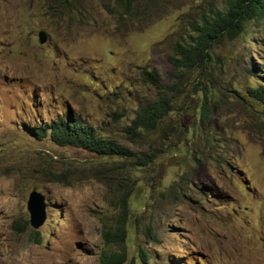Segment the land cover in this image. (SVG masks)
<instances>
[{
	"label": "rangeland",
	"instance_id": "1",
	"mask_svg": "<svg viewBox=\"0 0 264 264\" xmlns=\"http://www.w3.org/2000/svg\"><path fill=\"white\" fill-rule=\"evenodd\" d=\"M221 4L139 0L124 13L113 0H0V264H99L109 251L123 264H264V108L230 98L264 76V21L212 41V84L226 96L208 121L188 98L159 133L127 130L158 97L146 72L165 85L172 46ZM68 116L129 154L35 136ZM123 201L126 241L108 245Z\"/></svg>",
	"mask_w": 264,
	"mask_h": 264
},
{
	"label": "trees",
	"instance_id": "2",
	"mask_svg": "<svg viewBox=\"0 0 264 264\" xmlns=\"http://www.w3.org/2000/svg\"><path fill=\"white\" fill-rule=\"evenodd\" d=\"M129 11L139 0H113ZM121 12L122 14H124ZM254 21L259 24L264 21V0H222V4L208 14L202 15L199 25L194 26V36L190 41L176 42L168 58L170 71L165 85H161L155 73H148L147 82L157 90L155 99L142 103L137 107L134 118L130 120L128 132L136 130L148 133H159V126L178 106L182 99H191L186 110L197 114L200 122L209 120L211 111L220 107L226 94L221 88L212 84L215 72L212 70L209 49L212 41L225 32L230 37L247 33L246 26ZM254 34V33H251ZM254 42V41H253ZM255 84L241 89L233 88L231 99H235L247 108L254 106L264 108V76L251 75ZM177 109V108H176ZM183 109L182 107L179 110ZM37 138L49 137L54 143L61 146L81 148L88 153L99 157L110 158L121 154L127 156L129 152L120 148L108 137L99 136L91 130L81 126L79 121L67 117L59 119L50 127L45 125L37 128L34 133ZM126 203L123 201L120 213L117 216L118 226L114 231L106 229L103 232L104 242L108 245L124 244L126 241L125 223L127 222ZM27 222H25V226ZM36 243L41 241L37 232L33 233ZM124 255L114 252H102L99 264H123Z\"/></svg>",
	"mask_w": 264,
	"mask_h": 264
},
{
	"label": "water",
	"instance_id": "3",
	"mask_svg": "<svg viewBox=\"0 0 264 264\" xmlns=\"http://www.w3.org/2000/svg\"><path fill=\"white\" fill-rule=\"evenodd\" d=\"M38 40L40 44H43L47 40L45 32L40 31L38 33ZM44 208L45 205L43 196L36 190L31 191L26 204V209L29 213V225L31 228L38 229L44 223Z\"/></svg>",
	"mask_w": 264,
	"mask_h": 264
},
{
	"label": "clouds",
	"instance_id": "4",
	"mask_svg": "<svg viewBox=\"0 0 264 264\" xmlns=\"http://www.w3.org/2000/svg\"><path fill=\"white\" fill-rule=\"evenodd\" d=\"M29 214V213H28Z\"/></svg>",
	"mask_w": 264,
	"mask_h": 264
}]
</instances>
